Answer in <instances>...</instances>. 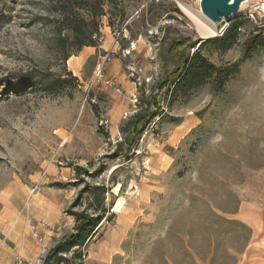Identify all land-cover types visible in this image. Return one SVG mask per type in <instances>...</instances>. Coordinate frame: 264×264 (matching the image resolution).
Returning a JSON list of instances; mask_svg holds the SVG:
<instances>
[{"label":"rangeland","instance_id":"374dc122","mask_svg":"<svg viewBox=\"0 0 264 264\" xmlns=\"http://www.w3.org/2000/svg\"><path fill=\"white\" fill-rule=\"evenodd\" d=\"M199 1L0 0V264H264V0Z\"/></svg>","mask_w":264,"mask_h":264},{"label":"trees","instance_id":"16d2710c","mask_svg":"<svg viewBox=\"0 0 264 264\" xmlns=\"http://www.w3.org/2000/svg\"><path fill=\"white\" fill-rule=\"evenodd\" d=\"M74 33V37L76 40L82 37L81 41H78V47L90 46L94 42L92 41V33H88L87 36H84V33L79 31L77 27L71 29ZM234 43L232 36H226L223 41V45L228 48ZM197 56L191 58L190 61L185 60L184 63L187 65L185 70V76L183 83L188 85L189 88H194L205 79L208 78V67L204 63L197 61ZM101 213H105L104 210L94 214L95 216L88 215L86 213L81 215H75L76 218V227L75 233L65 242L60 243L54 250L53 256H58L61 253H67L71 249L75 247H81L84 242L89 239L94 232V229L101 222L103 215ZM235 213H231L230 215H234ZM62 262H66V260L61 259Z\"/></svg>","mask_w":264,"mask_h":264},{"label":"water","instance_id":"95a60500","mask_svg":"<svg viewBox=\"0 0 264 264\" xmlns=\"http://www.w3.org/2000/svg\"><path fill=\"white\" fill-rule=\"evenodd\" d=\"M244 1L252 0H200V13L216 24L239 13Z\"/></svg>","mask_w":264,"mask_h":264},{"label":"built area","instance_id":"2783aa9c","mask_svg":"<svg viewBox=\"0 0 264 264\" xmlns=\"http://www.w3.org/2000/svg\"><path fill=\"white\" fill-rule=\"evenodd\" d=\"M102 64L104 63L105 58H101ZM94 78L96 79L97 82L100 84L105 85L106 87L112 89L115 93L121 94V89L117 85L116 81L113 79H106L104 77V72H103V67L98 64L95 72H94ZM135 101H132V104H134ZM134 106V105H133Z\"/></svg>","mask_w":264,"mask_h":264},{"label":"bare ground","instance_id":"6f19581e","mask_svg":"<svg viewBox=\"0 0 264 264\" xmlns=\"http://www.w3.org/2000/svg\"><path fill=\"white\" fill-rule=\"evenodd\" d=\"M248 2H249V1H244V2L242 3L241 7H240V10L243 9V8L248 4ZM182 11H183L184 13L188 14V12H187L185 9H183V8H182ZM200 15L203 17V19H204L207 23H209L210 25H212V26H214V27H216V26L219 25L220 23H223L224 21H226V19H222L219 23H216V24H215V23L211 22L210 20H208L206 17H204L202 14H200ZM212 34H213L212 31H208L204 36H205L206 38H208V37H211ZM119 203H120V202H119ZM116 208H118V207L116 206Z\"/></svg>","mask_w":264,"mask_h":264},{"label":"crops","instance_id":"0c3cea01","mask_svg":"<svg viewBox=\"0 0 264 264\" xmlns=\"http://www.w3.org/2000/svg\"><path fill=\"white\" fill-rule=\"evenodd\" d=\"M235 214H236V213H235ZM235 214H234V215H235Z\"/></svg>","mask_w":264,"mask_h":264}]
</instances>
